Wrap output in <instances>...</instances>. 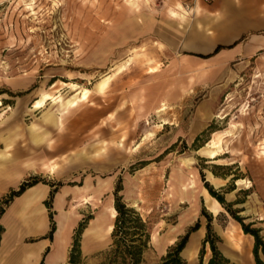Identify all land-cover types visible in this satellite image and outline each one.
<instances>
[{
    "label": "rangeland",
    "instance_id": "1",
    "mask_svg": "<svg viewBox=\"0 0 264 264\" xmlns=\"http://www.w3.org/2000/svg\"><path fill=\"white\" fill-rule=\"evenodd\" d=\"M219 2L0 0V150L11 147L6 140L12 136L33 147L41 170L23 183L52 187L46 201L50 214L55 193L90 185L92 201L72 203L71 197L61 206L81 218L71 247L80 251L77 264H131L116 253L125 248L121 236L113 237L117 212L106 218L104 226L112 224L108 236L84 244L100 239L103 248L81 251L88 222L105 216L108 206L115 209L118 198L147 226L140 264H159L197 223L200 229L191 234L182 257L188 264H207L209 222L217 247L232 264H256L255 238L224 205L215 216L206 201L213 197L207 182L264 241V50L246 64H230L229 75H204L207 71L189 63L213 53L193 47L203 50L218 39ZM110 74L115 77L108 88L97 92L96 84ZM11 193L0 200V212ZM18 205L4 225L14 222ZM39 215L43 229L47 219ZM58 221L53 214L56 227ZM7 233L0 258L16 238L13 230ZM33 241L32 236L26 243ZM23 254L16 252L9 264ZM259 257L264 261L262 250Z\"/></svg>",
    "mask_w": 264,
    "mask_h": 264
},
{
    "label": "crops",
    "instance_id": "2",
    "mask_svg": "<svg viewBox=\"0 0 264 264\" xmlns=\"http://www.w3.org/2000/svg\"><path fill=\"white\" fill-rule=\"evenodd\" d=\"M216 7L219 8L221 12V20L217 25L219 32L218 39L214 42L210 40L208 46H206L203 50H200V46L195 45L193 47L190 43L187 46L189 48L193 47L194 49H197L199 53L208 54L214 52L219 45L233 44V47L223 48L209 58H189V63L192 68L197 71H207L204 75L222 76L229 75L230 64L234 62L238 65L246 64L264 50V34L261 33L264 31V0H220L219 5H216ZM229 29H234V33L226 36L225 34L229 31ZM248 32H251V34L245 37L244 40L237 43ZM110 75H112L113 78L115 77V74ZM168 91L170 90L167 89V92ZM90 93L91 90H89V93L87 94V99L89 98ZM63 115L64 113L61 114V116ZM55 124H57V121ZM7 141L12 142L11 147L6 149L5 145V148L0 150V200L11 192L19 189V186L23 183L24 179L30 175V173L41 170L33 147L29 144H23L26 139L12 136V138H8L6 142ZM1 153L6 156L2 157ZM90 188V185L87 184L82 189L68 188V190H63L62 193H60L61 191L55 193L53 198V214L55 217L58 219L60 216V209L62 206L61 201H63V196L65 202L66 200L69 201L71 197L72 203L74 199L82 200L83 198L86 201L85 203H88L90 200L92 201L94 193H92ZM85 189L87 192L81 191ZM65 191L66 194L64 193ZM51 192V186L37 184L28 188L21 196L15 197L9 203L0 220V226L3 229V233L0 235V249L4 248V238L7 236L8 230H13L16 238L11 240L10 244L12 246H8V248H10L9 251L5 252L6 255L4 254L0 258V264H9L14 261L12 257L16 254V252H24V254L22 260L13 264H25L26 262L30 264H67L69 262L74 228L78 225L81 218L77 212L69 211V219L72 220V224L69 226L68 230L69 237L64 240L63 244H61V248H58V227H56V231L53 234L52 239L49 238L51 233V222L50 212L46 207V201L48 200ZM68 195L70 196L68 197ZM206 201H209V203L216 208V212L210 210L215 216H217L221 210H224L222 205L213 197L208 196ZM18 203H20V205H18L19 207L17 208V212L14 213V222H11V225H9L10 227L4 225V219H6L10 212L12 214L13 211H15L14 208H16ZM23 204H31L33 206L31 208L38 209V211L41 212V215L46 217L47 222L43 229L42 227L37 228L35 226L30 227V229L36 231H29L27 228L24 229L23 221L24 218L29 215L30 209L21 213L20 207H22ZM96 220L97 217L92 218L88 222L82 234L81 251L85 255L95 249L99 250L103 248V242H101L100 239H97L95 243L90 246L84 245V234ZM32 236L35 237L36 241L26 243V240H29Z\"/></svg>",
    "mask_w": 264,
    "mask_h": 264
},
{
    "label": "trees",
    "instance_id": "3",
    "mask_svg": "<svg viewBox=\"0 0 264 264\" xmlns=\"http://www.w3.org/2000/svg\"><path fill=\"white\" fill-rule=\"evenodd\" d=\"M233 45L229 47H225L222 45H219L215 51L212 54L209 55H200L201 58H209L213 56L214 54L218 53L223 48H231ZM202 178L204 180V175L202 174ZM38 181H28L23 183L18 190L13 191L10 195V199L8 200L7 204H9L15 197L21 196L28 188H31L35 185H37ZM205 189L210 192V195L213 196V198H216V200L221 204L224 205L229 213L232 214L233 218L237 220L241 225L246 234H250L255 238V247H254V256L256 260V264H264V262L259 257V252L262 250L264 252V241L262 237L259 234V230L252 229L250 226H247L244 224L242 219L237 216L235 213L232 212L226 206V202L218 192L214 190V188L209 185V183H205ZM120 191V190H119ZM223 207V206H222ZM115 209L117 212L116 220H115V230L113 232V237L116 238L117 236H121V239L125 243V248H117L116 253L122 254L124 257H127L130 259L131 264H140L142 260V255L145 250L146 244L143 242V238L149 237V233L147 230V226L143 219L141 218L140 214L134 209V208H128L126 204L122 202L120 198L117 199L115 204ZM4 210L0 212V215H3ZM50 219L53 223V214H50ZM130 223H133L135 228V233L130 234L129 233V227ZM2 231L3 229L0 228ZM200 229V224L197 223L193 228L190 229V231L181 239L179 243H177L175 246L170 248L167 255L164 256L159 264H188L182 257V254L184 250L186 249L189 239L192 233H196ZM0 230V231H1ZM1 231V232H2ZM56 231V226L53 223V227L50 233V237L52 239L53 234ZM131 235L130 238L128 236ZM134 236H138L137 238H133ZM219 241V238L214 235L212 225L209 222L207 224V236L205 239V244H210V249L212 252L211 258L208 260L207 264H232L230 260H228L219 250L217 247V242ZM130 242V243H129ZM129 243V244H128ZM120 244V243H119ZM204 251L202 250V253ZM80 253L78 248L73 245V248L70 251V259L69 262L71 264H77V256ZM200 264H203L201 261Z\"/></svg>",
    "mask_w": 264,
    "mask_h": 264
},
{
    "label": "bare ground",
    "instance_id": "4",
    "mask_svg": "<svg viewBox=\"0 0 264 264\" xmlns=\"http://www.w3.org/2000/svg\"><path fill=\"white\" fill-rule=\"evenodd\" d=\"M181 19H182V17H181ZM128 62H129V60L126 63L120 65L119 70L120 71H124L125 67L128 64ZM111 79H112V75L103 76V78L96 84V91L100 92V93H103L108 88V86H109V84L111 82ZM87 94H88V91L85 92L84 98H87L86 97ZM82 101H84V100H82ZM37 108H39V107H37ZM51 122L55 123L56 121H55V119H52ZM5 156L6 155H2V157H5ZM64 193L66 194V191ZM61 204L63 206L65 204L64 196H63V201H61ZM137 205H138V203H137ZM134 206H136V204H134ZM31 207H33L31 204H27V205L23 204L22 207H20V212L21 213L25 212L27 209H30L28 218H24V226H23L24 228H29L30 229V227H33V226H35L37 228L41 226V218L39 216L38 209H33ZM62 208L63 207H61V210H60L61 213H60L59 221H58V235H57V240H59L60 242H63L62 233H63V230L66 228V226L68 224V221L70 220L69 219V213L68 214L65 213ZM210 208H211V210L216 212V208H214L213 206H210ZM106 211L109 213V215H108V213H106ZM106 211H105L106 214H104L105 216H100L96 221H94L92 226L89 228V230L86 231V233L84 234V244L85 245L88 243V241L90 239H92L95 236H100L102 234L108 235L110 233V231L112 229V224L108 225L107 227H105L104 224H105V221L107 220L106 219L107 216H109V219H113L114 218V216L116 214V211L112 208V206L106 207Z\"/></svg>",
    "mask_w": 264,
    "mask_h": 264
}]
</instances>
